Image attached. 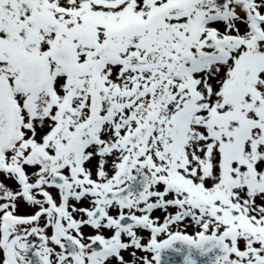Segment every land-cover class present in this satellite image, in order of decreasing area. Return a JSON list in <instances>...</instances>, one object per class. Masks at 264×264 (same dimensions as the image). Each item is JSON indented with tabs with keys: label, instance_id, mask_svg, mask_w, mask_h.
I'll return each instance as SVG.
<instances>
[{
	"label": "snow or ice",
	"instance_id": "obj_1",
	"mask_svg": "<svg viewBox=\"0 0 264 264\" xmlns=\"http://www.w3.org/2000/svg\"><path fill=\"white\" fill-rule=\"evenodd\" d=\"M0 264H264V0H0Z\"/></svg>",
	"mask_w": 264,
	"mask_h": 264
}]
</instances>
